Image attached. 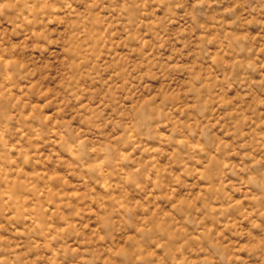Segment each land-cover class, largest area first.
Here are the masks:
<instances>
[{"label":"rangeland","instance_id":"rangeland-1","mask_svg":"<svg viewBox=\"0 0 264 264\" xmlns=\"http://www.w3.org/2000/svg\"><path fill=\"white\" fill-rule=\"evenodd\" d=\"M0 264H264V0H0Z\"/></svg>","mask_w":264,"mask_h":264}]
</instances>
